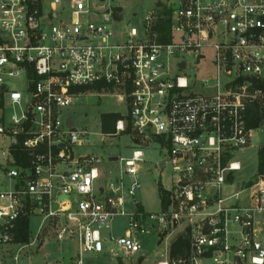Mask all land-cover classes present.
I'll list each match as a JSON object with an SVG mask.
<instances>
[{"label":"built area","instance_id":"obj_1","mask_svg":"<svg viewBox=\"0 0 264 264\" xmlns=\"http://www.w3.org/2000/svg\"><path fill=\"white\" fill-rule=\"evenodd\" d=\"M115 1L0 0V135L8 139L0 264L25 214L38 223L17 246L16 264L50 242H74L72 264L118 250L147 256V235L164 247L152 255L156 264H264V178L237 181L256 130L248 109L264 108V0H175L168 30L157 26L156 7L143 28L127 32L113 26ZM199 66L207 71L198 74ZM86 93L126 107L108 133L129 125L137 145L119 158L120 175L107 178L101 156L77 152L88 132L64 113ZM155 141L165 150L160 167L171 162L176 177L161 209L149 212L134 198L145 161L138 145ZM19 150L27 163H16ZM184 236L185 251L172 255Z\"/></svg>","mask_w":264,"mask_h":264},{"label":"rangeland","instance_id":"obj_2","mask_svg":"<svg viewBox=\"0 0 264 264\" xmlns=\"http://www.w3.org/2000/svg\"><path fill=\"white\" fill-rule=\"evenodd\" d=\"M175 3V0H117L112 3L113 8L117 11V21L113 22V26L122 32H127L130 28H143L144 16L149 10L157 7V2ZM108 4V3H107ZM198 74H203L207 71L204 66L198 67ZM193 73H196L193 70ZM107 112H119L126 114V107L121 104L117 98L111 96L97 97L86 93L78 97L74 104L65 110V117H68L74 122L75 128L86 130L89 138V144L77 148L78 153H95L102 158V174L111 177L120 175L124 169L125 163H121L120 157H129L136 143L133 139V132L128 125L127 131L119 132L118 134L110 135L102 130L101 115ZM264 142V126L255 130L254 136L251 139L250 145L245 148L244 153H241L243 161V170L237 177L238 182L249 181L255 178L257 171V151L261 143ZM8 139L0 135V162L5 161V156L1 148H5ZM138 147L144 151L145 161L138 163L140 170L139 182L140 189L136 191L135 201L142 204L145 210L149 212H158L162 207L161 189H172L173 179L176 177V172L173 169V164L168 162L163 167H160V162L164 159L165 150L161 148L157 141L151 144H141ZM111 157H117V160H110ZM105 171V173L103 172ZM125 182L130 183V178L123 176ZM134 198L128 193H125V206L127 210L134 209ZM31 220V236L36 230L38 218L30 216ZM124 225L123 219H117L113 224L115 232L121 233ZM104 234L106 232L104 231ZM30 236V237H31ZM18 244L14 242L4 247V260L2 264H16L13 259ZM77 250V245L65 244L63 246L55 242H50L40 249L21 253L18 264H72L73 253ZM163 250V251H162ZM65 253H64V252ZM148 254L144 256L142 264L147 262L155 263L156 259L152 256L164 252V247L156 246V237L147 235L144 239L143 250ZM122 251H117V255L110 252L101 254H85V264H140L137 261L139 256L123 255ZM142 256V255H141ZM147 260V261H146ZM151 260V261H150Z\"/></svg>","mask_w":264,"mask_h":264},{"label":"trees","instance_id":"obj_3","mask_svg":"<svg viewBox=\"0 0 264 264\" xmlns=\"http://www.w3.org/2000/svg\"><path fill=\"white\" fill-rule=\"evenodd\" d=\"M157 11L159 15V20L157 22V26L162 30L169 29V15L171 14V8L167 3L158 1L157 2ZM122 118V114L119 112H107L101 115V123L102 130L105 133H115L116 131V122ZM247 125L249 128L258 129L264 126V108H260L259 106L253 105L249 107L247 113ZM16 157L17 164L27 163V158H29V153L19 150L14 152ZM264 178V142L258 148L257 151V171L255 174V178L259 179ZM252 183V180H249V184ZM160 194L165 195L166 192L164 189L160 190ZM31 220L30 215H22L15 223V227L13 230L14 242L16 244H24L28 243L31 236ZM187 246V238L186 236L180 237L175 240L172 244V255H177L183 251H185ZM144 256L137 257V261L142 264ZM147 261V260H146ZM151 261V260H150ZM120 264L121 261L119 260ZM155 261L154 264H156ZM147 264H153V262H147Z\"/></svg>","mask_w":264,"mask_h":264},{"label":"water","instance_id":"obj_4","mask_svg":"<svg viewBox=\"0 0 264 264\" xmlns=\"http://www.w3.org/2000/svg\"><path fill=\"white\" fill-rule=\"evenodd\" d=\"M70 121H68V125H70ZM1 126H0V130H1ZM118 158L117 157H111L110 160H117ZM164 164V161L160 163V166H162Z\"/></svg>","mask_w":264,"mask_h":264}]
</instances>
